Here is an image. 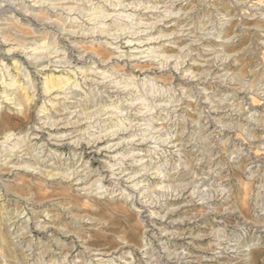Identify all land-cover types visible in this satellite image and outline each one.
<instances>
[{"label": "rangeland", "instance_id": "obj_1", "mask_svg": "<svg viewBox=\"0 0 264 264\" xmlns=\"http://www.w3.org/2000/svg\"><path fill=\"white\" fill-rule=\"evenodd\" d=\"M4 1L0 90L16 85L0 101V264H264V0H138L158 10L143 41L166 46L140 62L84 36L99 11L119 14L98 0L71 16ZM121 14L104 22L131 37L135 13ZM96 63L125 98L86 82Z\"/></svg>", "mask_w": 264, "mask_h": 264}, {"label": "bare ground", "instance_id": "obj_2", "mask_svg": "<svg viewBox=\"0 0 264 264\" xmlns=\"http://www.w3.org/2000/svg\"><path fill=\"white\" fill-rule=\"evenodd\" d=\"M1 1H2L1 3H3L4 0H1ZM15 1H17V0H15ZM126 1H127V3H126ZM29 2L34 3L31 6L33 8H35V9H38V8H44V9L50 8L52 14H57L58 12H64V13L68 14V16H71V15H78L77 11L81 10L80 6L82 4L89 3L90 1L87 2V0H30ZM97 4H99V6H97L98 9H99L100 5H101V8H104V6H106L107 10H113L114 12L117 11L116 13H119V14L106 15V14H104L106 10L103 9L101 12L99 11L100 16H97L94 19L93 18L92 19L96 21V20H99L100 18H102V21H100V23H98V24H93L94 26L91 29L92 33L84 34V36H92L93 38L99 39V40L100 39H108V40L111 41L109 43L110 45H116L115 48H112V50H114L117 53V55H118L116 58H114L115 62H119V60H121L122 58H126V61H128V62H131V61L140 62L141 59H144V58L145 59L146 58H155V59L162 58L160 53L163 51V48H165L166 46H161L159 48H150L154 44H159V43H157V41L153 37L147 39L146 42L143 41V40H146V37H150L155 32L156 27L154 25H150L148 23L143 22V20L150 19L151 18L149 16L150 14L158 12V10L156 8L147 7V6L144 7L142 2H140L138 0H98ZM89 7H90V11L98 10L97 7H93V6H89ZM143 10H144L145 13L141 12ZM128 11H132V12L135 13V14H132L131 16L135 17L137 19L136 21H138V22H136L137 24H135L136 28H137V31L133 32V33H129L130 35L132 34L131 37H129V36L126 37L125 34L112 35L109 32V30H108L109 26H107V24L104 22V20L107 21L106 19H108V21H109L111 17L112 18H116V19L122 18L123 14H121V13L128 12ZM93 15L94 14H92V15L90 14L88 16L92 17ZM84 17H87V15H85ZM133 17H131V18H133ZM142 18H145V19H142ZM168 18H169V16L167 15L165 17V19H163V21L170 20ZM83 31L85 32V31H90V30L85 28V30H83ZM144 36H146V37H144ZM128 38L131 39V40H129L127 43H122L123 40H127ZM158 39L162 40V38H158ZM140 41H143V42H140ZM133 42H136L134 44V46H137V47L134 48V46L132 45ZM124 44L128 45V47H130V48L132 47L131 50H136V51H130V52H127V53L124 54V52H122V50H121L122 49V45H124ZM27 45L28 46L32 45L31 49L33 48L32 49L33 52H34L32 54L33 56L35 54H38L39 51L41 50L39 48L40 45L38 46V44H36L35 42H24L23 45H19L18 47H20V46L24 47V48H21V49L25 51V50L29 49V48L26 49ZM145 47H148V48L146 50H142ZM139 49H140V51H137ZM14 53H15V51H14ZM62 55H63V51H60L56 47L52 48L51 51H49V56H54L53 58H57V57L62 56ZM150 61H151V59H150ZM95 65L97 67L90 68L89 70H86L85 72H83V74H87L86 76H89V78L86 79V82L87 83H91L92 85H94L95 86L94 88L98 89V94L100 96H102V97H103V93L107 92V93H116L117 96L125 95L124 97H122V99L125 98L126 97V93L124 91L119 90V87H117V86H115V85H113L111 83L112 81L109 82V81L106 80L109 77L110 78L112 77V76L107 77V72L104 71V69H106L108 66L104 65V64H100V63L99 64L96 63ZM98 79H102V81L100 82ZM3 84H4V87H2L3 90H0V101L3 100V102L8 103V102L13 100L12 99V95L8 94V93L9 92H13L14 93V91H13L14 89L13 88L15 87L16 82L14 80H11L9 83L4 82ZM63 84L64 85L62 87H60L59 89L52 90L54 92H59L56 95L54 100H60L61 99L60 97L62 95H64L63 98H66V97L69 96L68 94L65 93V90H64L68 86V81L64 82ZM68 89H70L69 86H68ZM100 89H105L106 91H101V93H99ZM109 89H116V90L110 92ZM52 91H48V92L51 93ZM76 92H77V90H76ZM69 93H72V92H69ZM73 96H74V94H73ZM70 98H72V97H70ZM55 103H58V102L52 103V107L53 108H55L56 105H57ZM130 108L131 109H136L137 107L133 103V104H131ZM152 109L151 110L149 109V110L152 111ZM155 110H157V108L152 111L154 114H151V115L157 114V112L156 113L154 112ZM142 111H144V110H142ZM142 111H138L137 112V114L142 113L141 116L138 117L136 115L135 117L138 118L139 121H147L149 115L148 116H146V115H147V113H149V111H147L145 113H143ZM73 114L74 113H72L71 115H73ZM145 119H147V120H145ZM150 121L153 122V118L149 119V122ZM62 122H63L62 118H58L56 120H53L52 122H51L50 119L49 120L47 119L45 121L46 124L50 123L52 125V127H55L59 123H62ZM146 123L147 124H144V126L147 127L145 130L147 132L148 131L150 132L149 135H153V136L154 135H158L163 130V129L155 130L154 127L153 128L150 127V124L148 122H146ZM62 128H64V127H62ZM138 128H139V125H132L130 129L131 130H134V129L137 130ZM118 132H117V134H109L107 136L108 139L111 138V137L119 135ZM147 135H148V133H147ZM147 135H145V136H147ZM71 140H73V139H71L69 137V135H64V134H59L58 135L57 134V135H51L49 141H50L52 146L61 147L62 145H64V143L69 142ZM143 140L145 141V140H148V139L143 138ZM71 144H74V143L70 142L68 145H71ZM45 146L46 145L44 144L41 147V150H40L41 156H40L39 159H40L41 163H44L43 161H41V159L44 158L46 156L47 152H48L47 149L45 148ZM116 171H119V170H116ZM109 172H110V176H116L117 177L115 179H113V178L112 179L116 180L119 185L121 184L122 181H124V178L126 177V175L122 176L123 175L122 172L121 173H119V172L116 173L115 171H112V170H110ZM104 179L105 178H103L102 180L104 181ZM134 180L135 179H133V178H128V180L125 181V182H129V183L132 182L133 183ZM127 189H129V190H133L134 189L133 191H135L137 189L136 188V184H134V187H132V188L128 187Z\"/></svg>", "mask_w": 264, "mask_h": 264}]
</instances>
